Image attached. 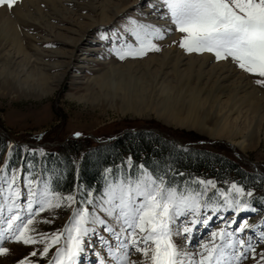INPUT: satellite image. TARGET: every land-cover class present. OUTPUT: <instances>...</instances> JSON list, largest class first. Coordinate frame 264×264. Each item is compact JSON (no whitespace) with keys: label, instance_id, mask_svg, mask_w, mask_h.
Returning <instances> with one entry per match:
<instances>
[{"label":"snow or ice","instance_id":"obj_1","mask_svg":"<svg viewBox=\"0 0 264 264\" xmlns=\"http://www.w3.org/2000/svg\"><path fill=\"white\" fill-rule=\"evenodd\" d=\"M15 3L0 0V6L8 8ZM133 7L139 16L127 15L115 29L97 37L109 45L110 55L123 61L159 51L155 40L164 38L174 26L181 33L179 46L185 52H207L217 61L230 60L257 75L254 82L264 87V0H137ZM150 16L165 23L150 22ZM13 147L9 142V152ZM21 147L29 156L47 155L42 148ZM25 167L12 166L7 155L0 163V257L12 251L4 246L6 241L42 244V250L33 247L16 264H38L35 257H45L53 245L49 264H77V258L96 242L100 245L98 264H137L130 259L133 250L142 254V264H242L249 257L254 264H264V249L258 252L254 243L264 242V230L247 219L237 222L235 216L224 217L223 226L210 230L198 251L189 252L181 243L221 212L257 211L255 189L241 182L225 181V190L212 178L180 172L170 163L150 168L135 164L129 156L122 165L103 169L99 187L77 179L73 191L65 194L56 190L55 170H37L31 159ZM260 199L264 202V196ZM64 207L71 209V215L62 230L36 231L34 224L41 213ZM44 219L52 222V218ZM234 223L238 226L231 227Z\"/></svg>","mask_w":264,"mask_h":264},{"label":"rangeland","instance_id":"obj_2","mask_svg":"<svg viewBox=\"0 0 264 264\" xmlns=\"http://www.w3.org/2000/svg\"><path fill=\"white\" fill-rule=\"evenodd\" d=\"M19 1L20 0H16V3ZM42 2H44V0H38L40 7L46 8L44 11H48L44 14L49 16L52 23L55 24L59 22L68 26V19H63L64 21L59 20L60 17L57 15L59 10H52V7L47 6L50 4ZM83 3L85 4V1H83ZM136 3L137 0H128L125 8L121 12L115 15L112 14V17L104 22H101L99 19L100 17L96 16V19L94 20L95 26L93 27L92 25V27H90L88 31L89 34L87 33L85 35L79 45H82V47L86 46L87 48L91 47L90 49L93 51L91 57L93 56V59L91 65H85L87 67L84 66L80 71H77L79 75H74L76 72L73 71V68L67 69L62 75L60 81H51L54 86L51 93L42 97L17 94L15 92L7 94L4 90V94L0 93V134L5 136L8 142L12 141L14 144L11 152H9L8 147L2 151L0 154V163H3L4 157L7 155L12 166L25 167L27 161L31 159V161L37 165V170L43 168L47 171H51V168L47 167V158H49L50 152L54 155V152H52L53 149L75 137H81L97 143L110 140L112 137L117 136L128 129L155 130L164 138L170 139L175 143L179 142L181 144L180 146L185 148H204L206 150H212L220 155L231 157L238 161L243 169L257 174L262 179L257 187H252L257 194V200L253 204V207H255L257 211L242 212L239 214L221 212L219 215L213 216L207 227H201L198 229L195 235L188 241H181V243L185 244L189 252L198 251L200 241L209 237L210 230H215L223 226L224 217L231 220L235 216L237 222L247 219L249 224H257L258 227H262V230H264V226H262V222H264V202L260 199V197L264 196V125L259 128L260 140L256 147H247L241 151L226 139L219 137L212 138L196 131L192 127L186 128L182 125L174 126L164 123L162 121V116L157 115L156 111H154L156 109L155 106H152V109L148 111V115H133L130 112L122 114L116 112L115 108L109 106V102L104 100V95L100 94V92L98 93V86L87 88L86 81L91 76L98 75V70H100L99 72H102L111 62L115 63V65H120L127 60L137 63L146 60L150 56H160L163 51L167 52L165 55V57H167L166 67L163 70L168 72L169 77L173 76V73L169 69V66L172 63L171 60H173V54L177 53L184 57L189 55L200 57L207 55L210 62L214 65L225 63L231 67V64H234L230 60L228 62L217 61L213 54L207 52H185L179 46L181 33L176 31L174 26L170 34L168 32L164 38L155 40L160 46L159 51L150 50L143 57L126 58L123 61L119 60L115 55H110L107 51L109 45L100 42L97 37L99 33L105 30L111 31L115 29L123 22L127 15L139 16V10L133 7ZM65 4L72 9H78L77 12L81 15H85L88 11L90 12L87 6L78 7V5L76 7L77 4L75 5L72 2H65ZM13 7L8 8L5 6L4 8L9 15L14 17V14H12L14 13L12 12ZM154 17L155 16L148 17L149 21L158 24L163 23V20ZM42 19L43 18H24L23 21L18 22L17 29L22 36V43L25 51L30 55V64H34L41 68L43 67L46 69H44L45 72L53 74L55 73L56 68L44 67L43 64L50 59L48 52L46 51L50 50L49 48L52 47V42L62 44L64 43V40L61 36L54 35V29H51V31ZM72 25L75 27V24L70 23V26ZM62 31L64 32L65 30H60V32ZM173 41H176V43H173ZM97 53L100 54L99 57V54ZM15 63L16 61L14 64ZM151 65L158 66V63L153 61L151 62ZM244 72L250 76L253 82L259 78L255 74H250L246 71ZM254 84L256 83L254 82ZM10 85H13L12 82L7 81L2 87H9ZM256 86L264 89V87L257 84ZM0 92H2L1 89ZM233 114L235 115L236 113L233 112ZM204 120L206 124L210 125L217 122V119L213 116H209ZM239 121L241 135L234 133H230V135L235 140H240L242 136H245L247 138L246 140L244 139L245 143L252 142V134L247 126H245V121H242V117L239 118ZM75 132H80L82 135L75 136L73 135ZM225 141L229 143L227 144ZM22 145H27L32 149L42 148L47 155L29 156L25 153L24 148L21 147ZM177 145L179 144L177 143ZM125 157H129V155L126 154ZM193 175L206 179L212 178L216 181L218 188H224L225 190L227 189V185L224 183L225 181H237L231 173H226L218 178L207 175ZM69 192L63 193L67 194ZM70 215L71 209L67 207L57 209L51 213H41V219L34 224V227L37 232L50 234L57 230H62L65 223L69 220ZM45 217L52 218V222H45ZM236 226H238V223L231 225V227ZM249 232L254 233L255 229H250ZM254 243L256 244L258 252L261 249H264V242H256L254 240ZM4 246L10 247L12 251L8 256L0 257V264H16V261L31 252L33 247L37 250H42V244L25 246L23 244L13 243L12 241H6ZM55 247L56 245H53V247L49 249L48 255L45 257L37 255L35 260L38 261V264H49V261L53 259ZM99 250L100 245L96 242L92 250L85 249V252L77 258V264H98L97 252ZM130 259L135 260L137 264H142L144 258L142 254L133 250ZM256 259L258 260L259 257L257 256ZM242 264H254V261L249 257L242 261Z\"/></svg>","mask_w":264,"mask_h":264},{"label":"bare ground","instance_id":"obj_3","mask_svg":"<svg viewBox=\"0 0 264 264\" xmlns=\"http://www.w3.org/2000/svg\"><path fill=\"white\" fill-rule=\"evenodd\" d=\"M127 1L44 0L52 10H59L57 15L60 21L68 19V26L52 23L49 16L44 14L46 8L40 7L38 0H20L13 7L14 17L7 13L5 6H0V93L4 94V90L7 94L15 92L42 97L51 93L54 87L51 81H60L67 69L73 68L76 72L74 75H79L77 71L85 65H91L93 59L91 47L79 45L90 27L95 26L96 16L100 17L101 22L109 20L112 14L125 8ZM65 2L77 4L76 7L87 6L90 12L81 15L78 9L66 6ZM24 18H43L46 26L50 30L54 29V35L64 40L62 44L52 42V47L46 51L50 59L43 63L44 67H55V73L48 74L45 68L30 64V55L26 53L17 29L18 22ZM70 23L75 24V27L70 26ZM63 29L65 31L60 32ZM166 53L163 51L160 56H150L137 63L127 60L115 65L111 62L102 72L98 70V75L91 76L86 86H98V93L104 95V100L116 112L148 115V111L155 106L154 111L162 116L166 124L192 127L212 138L226 139L241 151L256 147L260 140L259 128L264 125V89L258 88L250 76L236 65H214L207 55L184 57L173 54L169 66L173 76L169 77L168 72L163 70L166 67ZM153 61L158 66L151 65ZM7 81L13 85L3 88L2 85ZM209 116L215 117L217 122L206 124L204 119ZM241 117L252 134L250 143H245V136L235 140L230 135H241Z\"/></svg>","mask_w":264,"mask_h":264},{"label":"trees","instance_id":"obj_4","mask_svg":"<svg viewBox=\"0 0 264 264\" xmlns=\"http://www.w3.org/2000/svg\"><path fill=\"white\" fill-rule=\"evenodd\" d=\"M8 143L7 138L0 134V154ZM52 152L54 155L50 152L47 167L56 171V190L62 192L72 191L77 179L80 184L99 187L103 169L122 165L126 154L132 157L135 164L145 163L150 168L157 163L161 167L170 163L174 169L191 174L218 178L231 173L246 187H257L262 180L257 174L243 169L231 157L204 148H185L155 130L128 129L116 138L97 143L75 137Z\"/></svg>","mask_w":264,"mask_h":264},{"label":"water","instance_id":"obj_5","mask_svg":"<svg viewBox=\"0 0 264 264\" xmlns=\"http://www.w3.org/2000/svg\"><path fill=\"white\" fill-rule=\"evenodd\" d=\"M117 136H114V137H112V138H116ZM11 141V140H10ZM12 142V141H11ZM179 145H181L179 142H177Z\"/></svg>","mask_w":264,"mask_h":264}]
</instances>
